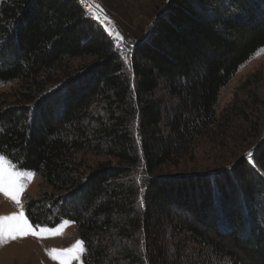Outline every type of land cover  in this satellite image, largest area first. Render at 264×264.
Returning a JSON list of instances; mask_svg holds the SVG:
<instances>
[{
    "label": "trees",
    "instance_id": "1",
    "mask_svg": "<svg viewBox=\"0 0 264 264\" xmlns=\"http://www.w3.org/2000/svg\"><path fill=\"white\" fill-rule=\"evenodd\" d=\"M106 29L79 0H0V85L17 83L0 97V150L51 188L29 221H73L84 264H264V142L213 175L147 178L142 201L133 175L216 123L222 89L264 47V0H167L129 64Z\"/></svg>",
    "mask_w": 264,
    "mask_h": 264
},
{
    "label": "rangeland",
    "instance_id": "2",
    "mask_svg": "<svg viewBox=\"0 0 264 264\" xmlns=\"http://www.w3.org/2000/svg\"><path fill=\"white\" fill-rule=\"evenodd\" d=\"M166 1L98 0V10L108 20L106 26L103 24L105 19L98 18L97 13L92 14L107 28L114 39L116 49L129 64L135 44L151 32ZM79 63L73 62L74 65ZM16 87L17 83L1 84L0 97L2 94L10 96ZM216 110V123L206 134L197 137L180 159L162 165L151 176L144 172L141 165L133 170L140 187L139 200H143L147 178L179 177L194 172L213 175L229 168L243 157L252 159L254 150L264 142V47L240 66L231 81L222 89ZM249 153L252 155L249 156ZM109 159L93 154L88 156V160L94 164ZM30 172H33L34 176L30 181H26V187L20 197L26 217L28 203L44 191L51 190L38 173ZM19 210L15 202L0 193V216ZM62 224L64 227L61 234L46 235L44 238L28 235L0 242V264H59L58 260H53L48 255L47 250L69 249L77 240L82 241L77 225L73 221L65 220L55 227L39 226L52 230ZM83 247L84 253L78 260L73 259L71 264H84V243ZM183 263L185 264H178Z\"/></svg>",
    "mask_w": 264,
    "mask_h": 264
},
{
    "label": "snow or ice",
    "instance_id": "3",
    "mask_svg": "<svg viewBox=\"0 0 264 264\" xmlns=\"http://www.w3.org/2000/svg\"><path fill=\"white\" fill-rule=\"evenodd\" d=\"M99 8V5L96 6ZM107 18V17H106ZM119 35V33H117ZM0 150V193L16 203L20 209L9 215L0 216V242L5 240H16L27 237L28 235L44 238L46 235H57L62 233L64 225L55 229L40 228L37 224L35 227L29 222L24 213V205L20 199L23 190L26 187V181H30L34 173L30 171H21L12 161L15 157L9 158ZM249 156L252 153L248 154ZM39 229V231H37ZM48 255L53 260H58L59 264H71L73 259H79L84 253L83 241L77 242L69 249H50Z\"/></svg>",
    "mask_w": 264,
    "mask_h": 264
},
{
    "label": "built area",
    "instance_id": "4",
    "mask_svg": "<svg viewBox=\"0 0 264 264\" xmlns=\"http://www.w3.org/2000/svg\"><path fill=\"white\" fill-rule=\"evenodd\" d=\"M79 1H80L81 6L87 12H89V13H97L98 14V18L105 19V21L103 22V24L105 26L108 24V20L106 19V17L96 7L98 5V0H79Z\"/></svg>",
    "mask_w": 264,
    "mask_h": 264
},
{
    "label": "water",
    "instance_id": "5",
    "mask_svg": "<svg viewBox=\"0 0 264 264\" xmlns=\"http://www.w3.org/2000/svg\"><path fill=\"white\" fill-rule=\"evenodd\" d=\"M150 34V32L147 34V36ZM147 36H145L143 39H142V41L144 40V39H146L147 38Z\"/></svg>",
    "mask_w": 264,
    "mask_h": 264
}]
</instances>
